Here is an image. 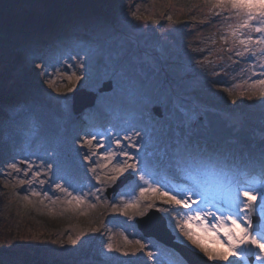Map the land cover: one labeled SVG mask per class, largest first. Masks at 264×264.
<instances>
[{
	"label": "snow or ice",
	"instance_id": "6c2138e0",
	"mask_svg": "<svg viewBox=\"0 0 264 264\" xmlns=\"http://www.w3.org/2000/svg\"><path fill=\"white\" fill-rule=\"evenodd\" d=\"M203 3L213 15L234 14L236 22L229 23L226 34L220 36L222 47L215 50L219 63L209 59L214 53L208 50L207 56L194 63V58L189 56L184 70L194 81L227 92L233 97L231 103L236 105L234 94L216 79H209L205 66L212 64V76L216 77L220 72L215 68L222 72L227 62L235 65L241 59L251 60V74L256 78L248 84L249 91H240L237 95L249 101L256 100L264 108V78H260L264 77V0H203ZM132 16L136 20L151 19L136 13ZM131 40L132 37L115 30H103L92 36L84 56L77 57L76 64L69 63L68 67L57 69L69 86L54 91L58 93L55 99L67 111L71 100L68 93L77 88L78 82L80 87H86L95 74L98 61L103 58L107 65L104 76L112 82L114 94H125L135 105L134 111L105 117L103 122L90 124L82 133L52 134L43 154H38L27 150L42 126L37 107L28 117V130L23 133L24 148L13 149L9 159L0 166L3 167L0 174L15 180L16 186L27 185L31 189L23 196L28 204L34 203L32 198L41 204L48 200L64 206L65 212L75 210L82 215L84 208L104 207L128 221L147 219L153 211L161 213V220L178 232L177 239L182 237L190 246L193 264H253L250 258H254V264H264V220L254 223L252 219L257 208L264 216V166L250 172L218 163L215 159L218 156H213L210 148L221 147L219 125L210 121L203 127L194 126L196 112L200 109L187 108L178 97L165 94L183 120L154 122L151 109L162 102L160 92L138 84L123 66V54L128 51ZM215 43L212 40V44ZM113 47L119 49L115 54ZM205 50L199 49L200 52ZM26 62L30 68L34 64L35 69L49 75L51 64L43 52H27ZM69 68H78L81 74L69 72ZM46 83L53 88V79H47ZM257 85L260 86L258 91L255 90ZM203 92L209 99L216 95L211 89ZM201 109L207 110V106L202 105ZM230 119L236 124L242 122L238 115ZM10 127L8 122L0 125V137H8ZM181 128L183 132L179 131ZM4 147L0 144V151ZM125 181L129 182L128 190L120 193L118 202L115 195L111 199L106 196L108 189ZM46 184L51 194L44 187ZM57 192L62 196L55 195ZM99 232L97 227L81 231L68 240L73 247L63 249V253L79 255L87 241ZM121 240L123 243L116 245L109 236L108 242L95 253L100 264H110L114 253L137 259L139 253L151 258L154 264L159 259L151 250H146L149 246L141 239L132 240L122 234ZM80 264H89V260L82 259ZM169 264H183V260L170 259Z\"/></svg>",
	"mask_w": 264,
	"mask_h": 264
},
{
	"label": "trees",
	"instance_id": "16d2710c",
	"mask_svg": "<svg viewBox=\"0 0 264 264\" xmlns=\"http://www.w3.org/2000/svg\"><path fill=\"white\" fill-rule=\"evenodd\" d=\"M127 1L0 0V50H4L0 53V65L4 67L3 78L6 81L15 82L11 91L0 94V108H4L9 113H14L13 108L21 110L20 116H14V119L10 121L4 114L0 113V125L6 122L10 123L11 127L7 129L10 139L16 138L11 140L12 147H17L18 140L21 139L20 133L25 132V129L28 130V117L35 112L36 107L39 108L38 115L42 119V123L45 121L51 125L54 124V129L58 132L81 133L90 124L96 123L98 120L103 122L104 118L102 120L98 118L102 113H109L108 117H115L134 111L135 105L122 98L117 101H104L102 103L104 106L101 108L103 96L92 109L85 110L80 115L73 114L71 110L67 117L60 116L51 106H47L43 102L36 101L37 103H34L35 99L30 94L26 95L28 97L26 101L12 108L8 107L5 102L14 95H22L18 93L22 89V86L19 85H24L23 89L31 90L29 80L35 77L33 71L19 69L17 65L11 68L12 62L9 61L8 54H12V51L15 50H27L29 52L34 50L42 39L53 38L57 39L58 43H60V39H67L77 50V57H83L86 44L79 38L81 32L79 30L83 22L93 20L106 22L109 18L117 17L120 10L125 8ZM161 1L165 8L161 9L156 17L145 20L147 26L144 28V32L135 38L132 37L133 39L128 44V51L123 54L125 71L138 84L143 85L146 89L159 91L161 94L162 102L155 105L160 107L163 117L159 119L152 115L153 121L170 123L179 122L184 118L179 111H175L172 105L168 103L165 94L173 98L178 97L191 110H197L202 105L207 106V110H202L200 114L203 120L195 119L194 126L203 127L210 121L219 125L221 147L219 149L214 146L210 148V153L213 156H218L215 158L217 162L244 171H247L251 163L263 162L264 108L256 100L249 101L246 97L244 99L236 98L237 92L240 91L232 88L227 80L216 79L219 84L227 87L234 94L237 101L236 105L231 103L233 97H230L227 92L219 90L218 87H213L211 84H200L194 81L193 77H185L184 66L179 58L181 45L183 46L185 42L195 37L199 32L214 31L220 33V26L215 27V25L223 16L228 17L234 14L224 12L220 18L217 16L208 20L205 13L201 12L203 8L207 7L203 0ZM26 4H33L36 8L27 7ZM168 16H171L172 19L168 20ZM195 18L200 19V23L201 21L203 23L193 26L192 23ZM112 51L115 54L119 49L113 47ZM106 70L107 65L101 58L98 61L95 74L90 80L96 85ZM78 73L81 74L80 69H78ZM204 89H211L216 95L209 99L204 95ZM234 113H238L242 117L239 128L232 125L228 126L220 117L221 114L231 115ZM183 130L181 128L179 131L183 132ZM4 149L7 150V146ZM125 190L128 189L125 188ZM116 200L118 202V198ZM62 209L59 207L49 214L41 215H34L35 212H31L37 218L38 224H41L42 228H45L44 230L50 234L48 240L51 243L47 245L51 248L55 249L58 246L56 237L59 235L65 240L75 238L81 231H86L92 227L100 228V232L96 233L93 239L87 241L84 250L79 255L55 256L49 264H80L82 259H88L89 264H100L95 253L104 244L101 240V233L107 232L109 236H112L111 242L116 245L123 243L122 234L130 236L126 227L120 221L109 217L108 210L104 207H97L94 210L84 208L83 215L79 211L65 212ZM108 226L111 229L110 233L107 230ZM54 241L55 243H53ZM17 244V240L10 243L11 247H16ZM72 247L70 245V248ZM114 254H112L110 264H115L120 257L118 253ZM175 256L179 258L177 255Z\"/></svg>",
	"mask_w": 264,
	"mask_h": 264
},
{
	"label": "rangeland",
	"instance_id": "374dc122",
	"mask_svg": "<svg viewBox=\"0 0 264 264\" xmlns=\"http://www.w3.org/2000/svg\"><path fill=\"white\" fill-rule=\"evenodd\" d=\"M27 7L30 8H36L33 4H26ZM40 8V7H39ZM163 3L161 0H136L131 1L128 0L126 2L125 8L120 10L117 17L109 18L108 21L103 22L101 20H93V21H84L83 25L80 27V41L85 43L87 45L88 40L96 35L97 33L107 30H115L118 33H122L125 36H131L135 38L137 35H140L142 32H144V28L147 26L145 20H136L132 16V13H136V15L139 16H149L152 18L156 17L163 9ZM202 13H205V17L209 20L210 18L217 17L216 15H213L208 7L201 11ZM224 14V13H222ZM218 16L219 18L222 16ZM228 19H225V16L221 18L218 21V24L216 26H220V33L217 32H199L195 35L192 39L185 42L183 46L181 45V55L180 60L183 62V66L189 62V56H192L193 63L196 59H202L204 56L208 55V50H212L214 55L210 56L209 59L213 60L217 63H219L218 56L219 54L215 52L217 48L222 47L220 44V36L223 34H226L227 32V25L229 23H235L236 19L235 16H228ZM193 26H196L200 23V19L195 18L193 21ZM194 28V27H193ZM218 28V27H217ZM146 32V31H145ZM66 36V35H65ZM64 36V37H65ZM67 38V37H65ZM132 38V39H133ZM53 38H45L42 39L38 46L34 48V50H39L43 52L50 61L51 66L48 68V76H45L43 74V71L41 69H35L34 64L31 66V68L28 66L26 62V53L27 50H15L12 51V54H8L7 57H9V61L12 62L10 64L11 68L14 65H17L20 68L24 69L25 71H33V75L35 77L33 79L29 80V87L31 90L23 89L25 87L22 86L21 91L18 93L22 95H14L11 99L6 100L8 107L12 108L16 104H22L23 101H26L28 98L26 95H31L33 99H35L34 103L37 102H43L47 106H51L54 111H57L60 116L67 117L69 115V112L71 111V100L69 102L67 111H65L64 106L59 104L57 100L55 99L58 96V93L54 91L55 88H59L63 90L65 87L69 86V82L61 76L57 69H63L65 67H68L69 63L76 64L78 62L76 52L77 50L74 48V46L68 42H63L61 44L62 48L57 47L53 42ZM212 40H215V45L212 44ZM64 41V40H62ZM193 49H196L197 51H193ZM199 49H206L203 52H200ZM4 50H0V53ZM6 52V50H5ZM6 58V56H5ZM226 59V57H225ZM58 61V62H57ZM253 61L248 59H241L238 64L233 65L231 62H227L224 65V70L221 72L220 68H215L216 72H220L219 76L213 77L212 76V70L213 65L208 64L205 66V71L208 74L209 79H223L227 80L228 83H230V86L237 91H249L248 84L251 83L252 79H255L256 77H252L251 70H252ZM6 70V69H5ZM4 71V67L0 65V94H6L7 92L11 91V89L14 88L15 82L13 81H6L4 77L5 73H2ZM76 71L78 73V68H69V72ZM199 71V69H198ZM184 76L185 77H192L190 73H187L184 70ZM261 78V77H260ZM47 79H53L54 84L53 88H49L46 80ZM108 78L106 76H102L96 85L89 80L86 87H80L79 82L77 84V88L74 89L72 93H68V95L72 99V95L76 90L79 89H85L92 92H97L98 88L101 86V84L105 81H107ZM260 86L257 85L255 90H259ZM238 94V92H237ZM103 96V99L101 101V108H103V102L108 100L117 101L122 99H126L129 101V103L133 104L130 99L126 97L123 93H115L113 92V89L104 94H98L96 103L98 104L99 99ZM236 98L244 99V97H240L239 95H236ZM37 101V102H36ZM158 105H153V107H157ZM37 108V107H36ZM199 111L196 112V118L195 119H201L200 114L202 113L201 107H199ZM14 113L5 111L4 108H0V113L4 114L9 121L14 119V116L19 117L21 114V110L19 108H13ZM105 110V109H104ZM107 115L109 113H102L99 115L98 118H101L102 116ZM111 115V114H110ZM232 115H238V113H234L231 115H224L221 114L220 117L228 126H234L235 128H239L241 123L236 124L233 122L232 119H230V116ZM108 116V115H107ZM204 122V121H203ZM96 123H101L96 122ZM55 125L47 123L43 121L42 126L38 132V135L33 137L29 147L27 148L28 151L31 152H37L38 154H43L44 147L46 146V141L52 134H58L61 132L56 131L54 129ZM25 131H27L25 129ZM24 132L20 133L21 139L18 140L17 147H12L11 140H15L16 138L10 139V136L8 137H0V144L7 146V150L3 149V151H0V166L4 165V162L9 159V156L12 154L13 149L20 150L21 148H24L25 141H24ZM11 144V145H10ZM5 152H7L5 154ZM17 159L20 158V156L16 157ZM34 158V157H33ZM260 164V162H259ZM257 162L251 163L249 165V171H256V169L260 168V166ZM264 166V164H263ZM231 167V166H229ZM3 167H0V173H2ZM127 175V174H126ZM20 176H23V173L20 174ZM209 180L212 179V177H208ZM92 183H95V181H92ZM5 184L8 186L6 187ZM37 190H40L39 186L36 185ZM46 189L49 190L51 194V189L46 184L44 186ZM128 187V186H127ZM31 191V189L27 186H16V181L11 179L10 177H4L2 174H0V261H3V264H49L55 256H62V257H68L71 254L63 253V249H69L70 245L65 244L68 242V239H63L61 235L59 237H56V243L58 246L54 249L51 248L47 244L49 243V233L44 230L41 226V224H38V220L34 215H41V214H49L51 211H53L56 208L64 207L60 206V204H52L50 201L45 200L43 204L39 203L36 198H32L34 200V203L28 204L23 200V196L28 194ZM138 191V190H137ZM57 196H62L61 193H55ZM118 201H119V197ZM116 198V199H117ZM258 212L261 215L260 209L257 208ZM34 211V215L31 213ZM75 211V210H73ZM87 214V209L85 210ZM109 217H113L115 220L120 221L121 224L126 227L127 231L129 232L130 236L128 235L129 239L135 240V239H141L142 242H144L146 245H148V249L151 250L155 255L158 256V264H169L170 259L177 258L175 256V253L170 252L166 248L159 247L157 244H155L152 240L144 239L143 237L139 236L136 231L135 227V220L128 221L126 217L119 216L117 214H111L110 210L107 212ZM30 216V217H29ZM261 220H264V216H260ZM207 223V222H206ZM168 226V225H167ZM44 227V226H43ZM110 226L107 227L108 232H111V229H109ZM192 227L195 229V225H192ZM168 228L171 230L172 234L176 237L177 242L184 244L187 246V242L183 240L181 237L180 239H177V236L179 235L178 232H174L169 226ZM199 231V229H196ZM109 232V233H110ZM104 238L102 239L103 243L108 242L107 238L109 234L107 232L103 233ZM136 236V237H134ZM18 241V244L16 247H11L10 243L11 241ZM65 240V241H64ZM106 240V241H105ZM64 242V243H63ZM190 248V246H187ZM115 255V254H113ZM38 256V257H37ZM139 259L137 258H131V257H123L120 256L116 260L117 262L115 264H143L144 262H147V264H154L153 260L147 256H143L142 254H137ZM114 260V259H113ZM37 261V262H36ZM71 262V261H69ZM120 262V263H119ZM143 262V263H142ZM184 264V263H183ZM254 264V260H253Z\"/></svg>",
	"mask_w": 264,
	"mask_h": 264
},
{
	"label": "water",
	"instance_id": "95a60500",
	"mask_svg": "<svg viewBox=\"0 0 264 264\" xmlns=\"http://www.w3.org/2000/svg\"><path fill=\"white\" fill-rule=\"evenodd\" d=\"M111 84L112 82L109 80L103 82L100 88H98L97 92H92L85 89L76 90L73 93L71 99L72 112L75 115H79L84 110L91 108L95 104L98 94L107 93L112 90ZM152 112L155 116L159 118L162 117L160 107H154ZM128 183V181H125L124 184H120L118 182L117 186H114V189L110 188L107 190L106 196L111 199ZM161 215V213L153 211L147 219L136 218L135 224L137 230L142 234L143 237L152 238L160 244L172 248L179 254L180 257L185 260L187 264H193L194 258L191 255L190 248L176 241L175 236L172 234L167 224L161 220ZM252 219L254 223L259 222L256 211L253 213ZM208 264H212V262H208Z\"/></svg>",
	"mask_w": 264,
	"mask_h": 264
}]
</instances>
